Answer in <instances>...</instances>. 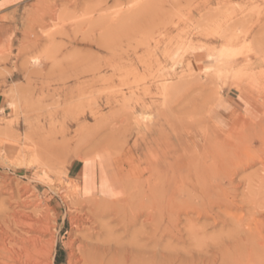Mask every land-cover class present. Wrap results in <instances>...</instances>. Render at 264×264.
Returning a JSON list of instances; mask_svg holds the SVG:
<instances>
[{
  "label": "rangeland",
  "instance_id": "obj_1",
  "mask_svg": "<svg viewBox=\"0 0 264 264\" xmlns=\"http://www.w3.org/2000/svg\"><path fill=\"white\" fill-rule=\"evenodd\" d=\"M0 110V239L21 213L51 264L83 243L109 264H264V0H35L0 22ZM48 134L50 172L20 165ZM98 156L115 201L70 187Z\"/></svg>",
  "mask_w": 264,
  "mask_h": 264
},
{
  "label": "bare ground",
  "instance_id": "obj_2",
  "mask_svg": "<svg viewBox=\"0 0 264 264\" xmlns=\"http://www.w3.org/2000/svg\"><path fill=\"white\" fill-rule=\"evenodd\" d=\"M236 52V51H235ZM233 54L234 51L232 48H224L221 51V59L226 58V56H228V54ZM234 55V54H233ZM232 55V56H233ZM229 58V57H228ZM227 58V59H228ZM262 63V62H261ZM248 64V63H247ZM246 64V65H247ZM252 64V63H251ZM248 66H250L248 64ZM259 66V65H258ZM247 67V66H246ZM262 76V75H261ZM252 82V81H251ZM255 84V83H254ZM257 85V84H256ZM14 102V101H13ZM16 106V104H15ZM17 108V106H16ZM15 111V110H14ZM3 113V110H0V115ZM97 113V112H96ZM96 115V114H95ZM77 116V115H76ZM98 117V116H96ZM80 118V117H79ZM76 119V117H75ZM51 120V119H50ZM52 121V120H51ZM78 122V120H75ZM11 123V122H10ZM14 123V122H13ZM82 123V122H80ZM12 124V123H11ZM68 125V124H67ZM80 125V124H79ZM10 127V126H9ZM53 127V126H52ZM81 127V126H80ZM79 127V128H80ZM70 128V127H69ZM84 128V127H83ZM12 129V127H11ZM52 129V128H51ZM87 129V128H86ZM78 130V129H77ZM81 130V129H80ZM10 131V130H9ZM7 131V132H9ZM76 131V130H75ZM6 132V133H7ZM77 132V131H76ZM83 132V129L82 131ZM46 133V132H45ZM80 133V132H79ZM53 134V133H52ZM77 134V133H75ZM5 135V134H4ZM7 135V134H6ZM5 135V136H6ZM82 135V134H81ZM51 134H48L46 137L43 136V139L40 141V144L37 145L36 147L34 145H32V147L34 146V149H32V151H29V159H24V157H21L20 159H17V162L20 163V165L22 164H26L28 167L30 168H35V169H39V170H46L48 172H50L49 168L47 167L45 161H47V158H51V157H56L59 145L57 144L58 141H54L53 139H51ZM166 136V135H165ZM8 137V136H6ZM5 137V138H6ZM10 137V135H9ZM45 137V138H44ZM60 138V136H59ZM7 139V138H6ZM10 140V139H9ZM65 140V139H64ZM68 140V139H67ZM11 142V141H10ZM9 142V143H10ZM35 143V142H34ZM179 143V142H178ZM67 144V143H66ZM69 144V143H68ZM74 145V144H73ZM161 146V145H160ZM159 146V147H160ZM31 148V147H29ZM22 149V148H21ZM162 150V149H161ZM160 151V150H159ZM24 152V151H23ZM22 152V153H23ZM25 153V152H24ZM23 153V154H24ZM26 154V153H25ZM158 154V153H157ZM74 155V154H73ZM160 155V154H159ZM258 155V154H257ZM21 156V154H20ZM158 157V156H157ZM80 160L84 161L85 163H88L89 160H86V158H82V157H78ZM77 158V159H78ZM61 178V177H59ZM61 178V182H62ZM70 181V180H67ZM73 181V184L70 186L73 188V190L76 193H80L81 191V186L77 181ZM65 182V181H64ZM60 183V182H59ZM63 183V182H62ZM70 189V188H68ZM83 190V189H82ZM150 193V192H149ZM133 195V194H132ZM37 202V201H36ZM85 202V201H84ZM24 203V202H23ZM28 203V202H27ZM35 204V203H34ZM32 205V204H31ZM27 206V205H26ZM89 207H91L93 209L94 212L97 213L98 217H105L109 214V211L107 210V208H105L104 206H102L99 203H94L89 205ZM32 209V207H31ZM37 210V208H36ZM35 210V212H36ZM144 211V210H143ZM34 212V213H35ZM39 212V211H38ZM149 212V211H148ZM30 213V212H29ZM33 213V214H34ZM112 213V212H111ZM129 213V212H128ZM39 214V213H38ZM83 214V213H82ZM124 214V213H123ZM31 215V213H30ZM46 215V214H45ZM84 215V214H83ZM112 215V214H111ZM42 216V215H41ZM81 216V215H80ZM116 216V215H115ZM37 217V216H36ZM87 217V216H86ZM45 218V217H44ZM80 218V217H79ZM82 218V216H81ZM78 219V218H77ZM92 219V218H91ZM129 219V218H128ZM46 220V219H45ZM75 220V219H74ZM74 220L72 219L71 221ZM93 220V219H92ZM137 221V220H136ZM12 224L13 226L16 228L17 230V234L18 237L16 236L15 238L12 237L11 234H9V236L6 238H4V235L2 239L3 243H2V248L0 249L1 252L5 253V255L7 256V260H8V264H51L50 260L51 256H52V252H53V242H55V240H46L45 237H47L48 233H49V228L47 227V225L45 224L44 220H35L32 219L30 216H27L25 214H15L12 216ZM76 222V221H75ZM82 222V219H81ZM80 222V224H81ZM130 222V221H129ZM149 222V221H148ZM89 224V223H88ZM135 224V223H134ZM82 225V224H81ZM126 225V224H125ZM142 225V224H141ZM78 225L76 224L75 227H77ZM80 226V225H79ZM108 226V225H106ZM83 227V226H82ZM125 227V226H124ZM250 227V226H249ZM260 227V226H259ZM75 228V229H76ZM107 228V227H106ZM129 228V227H128ZM133 228V227H132ZM111 230V229H110ZM125 230V229H124ZM112 231V230H111ZM13 232V231H12ZM15 232V230H14ZM109 232L106 230V233ZM114 232V231H113ZM134 232V231H133ZM4 233V232H3ZM135 233V232H134ZM133 233V234H134ZM13 234V233H12ZM111 234V233H109ZM115 234V232H114ZM112 234V235H114ZM140 234V233H139ZM8 235V233H7ZM14 235H16L14 233ZM106 236H109L107 234H105ZM132 235V234H131ZM136 235V233H135ZM134 236V235H133ZM110 237V236H109ZM115 236L109 238V239H113ZM135 237V236H134ZM134 237H132V239H134ZM141 237V235H140ZM54 238V237H53ZM90 238V237H89ZM88 238V239H89ZM106 238V237H105ZM129 238V237H127ZM52 239V238H51ZM55 239V238H54ZM95 236H94V241H95ZM108 239V240H109ZM125 239V237H124ZM140 239V238H139ZM105 240V239H104ZM115 240V238H114ZM122 240V239H121ZM120 240V241H121ZM128 240V239H127ZM130 240V239H129ZM107 241V239H106ZM113 241V240H112ZM72 242V241H71ZM96 242V241H95ZM122 242V241H121ZM118 244H123L122 243ZM125 242V241H124ZM128 242V241H127ZM131 242V241H130ZM134 242V241H132ZM131 242V243H132ZM82 243V242H80ZM126 243V242H125ZM129 243V242H128ZM1 244V243H0ZM113 244V243H112ZM138 244V242H137ZM135 244L134 246L136 247ZM96 245V244H95ZM114 245V244H113ZM132 245V244H131ZM112 246V245H111ZM129 246V245H126ZM72 247V246H71ZM114 247V246H113ZM112 247V248H113ZM137 247H139V244L137 245ZM110 250V249H109ZM108 249L102 248V247H98V246H92V245H86L83 243V245H79L76 247V252H74V250H72V252L70 253L69 260H68V264H106L107 262H105V256L107 253ZM117 253V252H116ZM2 254V253H1ZM126 255V254H125ZM124 256V255H123ZM132 256V255H131ZM143 256V255H142ZM110 257V256H109ZM129 257V256H128ZM4 258V259H5ZM107 258V257H106ZM124 258V257H123ZM130 258V257H129ZM136 258V256H135ZM127 259V258H126ZM140 259V258H139ZM111 261V260H110ZM125 261V260H124ZM118 260L116 258H114V264H118ZM121 262V261H120ZM131 262V260H130ZM129 262V264H130ZM148 262V261H147ZM146 262V263H147ZM132 263V262H131ZM109 264V263H107Z\"/></svg>",
  "mask_w": 264,
  "mask_h": 264
},
{
  "label": "crops",
  "instance_id": "obj_3",
  "mask_svg": "<svg viewBox=\"0 0 264 264\" xmlns=\"http://www.w3.org/2000/svg\"><path fill=\"white\" fill-rule=\"evenodd\" d=\"M34 1L0 0V22L15 15L16 10L22 6H27ZM88 157L96 158V156ZM69 174H73V180L80 184L82 196L112 202L121 195L123 180L119 172L106 161L105 156H98L97 159L88 163L77 159L72 163Z\"/></svg>",
  "mask_w": 264,
  "mask_h": 264
}]
</instances>
